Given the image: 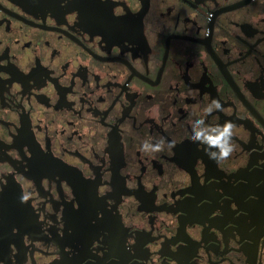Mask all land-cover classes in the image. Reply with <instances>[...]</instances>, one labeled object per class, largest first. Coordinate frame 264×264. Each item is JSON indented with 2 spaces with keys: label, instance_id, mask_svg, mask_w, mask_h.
Listing matches in <instances>:
<instances>
[{
  "label": "flooded vegetation",
  "instance_id": "1",
  "mask_svg": "<svg viewBox=\"0 0 264 264\" xmlns=\"http://www.w3.org/2000/svg\"><path fill=\"white\" fill-rule=\"evenodd\" d=\"M0 264H264V0H0Z\"/></svg>",
  "mask_w": 264,
  "mask_h": 264
},
{
  "label": "clouds",
  "instance_id": "2",
  "mask_svg": "<svg viewBox=\"0 0 264 264\" xmlns=\"http://www.w3.org/2000/svg\"><path fill=\"white\" fill-rule=\"evenodd\" d=\"M223 105L219 100L213 99L210 104L204 108L205 115H211L213 111H223ZM235 125L227 121L223 125L209 126L205 123L203 118L198 119L192 124V136L193 142H198L207 146L205 154L209 159L216 161L217 163L227 159L235 151V144L233 143ZM171 150L175 147L174 142H165L164 139H160L155 143L151 142V138L145 140L140 151L144 153H159L165 150V148ZM28 199L27 196L22 197L23 201Z\"/></svg>",
  "mask_w": 264,
  "mask_h": 264
}]
</instances>
